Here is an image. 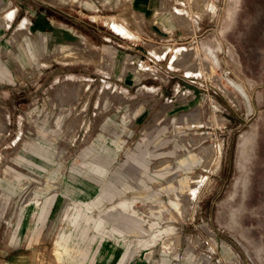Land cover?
<instances>
[{
    "label": "rangeland",
    "instance_id": "obj_1",
    "mask_svg": "<svg viewBox=\"0 0 264 264\" xmlns=\"http://www.w3.org/2000/svg\"><path fill=\"white\" fill-rule=\"evenodd\" d=\"M75 199L85 264H264V0H0V264Z\"/></svg>",
    "mask_w": 264,
    "mask_h": 264
},
{
    "label": "crops",
    "instance_id": "obj_2",
    "mask_svg": "<svg viewBox=\"0 0 264 264\" xmlns=\"http://www.w3.org/2000/svg\"><path fill=\"white\" fill-rule=\"evenodd\" d=\"M103 200V194H98L96 199ZM75 203L79 205L77 214L73 218V229L68 234L64 235L60 241L56 242L54 255L56 259L64 260L67 264H85L89 255H95L100 248L91 249V245L95 243L97 235H90L93 231L98 235H105L106 232V217H95L93 210L98 205L94 201L90 202L84 199H75ZM29 204V203H28ZM119 207L122 210L131 212L134 215L136 212L132 205L127 202H119ZM44 209V208H43ZM42 209V210H43ZM25 216L26 209L22 208ZM129 247H123L119 250L115 264H122Z\"/></svg>",
    "mask_w": 264,
    "mask_h": 264
},
{
    "label": "bare ground",
    "instance_id": "obj_3",
    "mask_svg": "<svg viewBox=\"0 0 264 264\" xmlns=\"http://www.w3.org/2000/svg\"><path fill=\"white\" fill-rule=\"evenodd\" d=\"M179 57H180V56H177V57H176V59H175L176 62L178 61ZM205 66H206V64H205ZM173 203H174V202H173ZM174 206L176 207V209H178V210L181 212V214H183V210H182V208H184V207L181 208V205H180L179 203H175ZM185 210H186V209H184V211H185ZM186 212H187V211H185L184 213H186Z\"/></svg>",
    "mask_w": 264,
    "mask_h": 264
},
{
    "label": "flooded vegetation",
    "instance_id": "obj_4",
    "mask_svg": "<svg viewBox=\"0 0 264 264\" xmlns=\"http://www.w3.org/2000/svg\"><path fill=\"white\" fill-rule=\"evenodd\" d=\"M236 95V94H235Z\"/></svg>",
    "mask_w": 264,
    "mask_h": 264
}]
</instances>
